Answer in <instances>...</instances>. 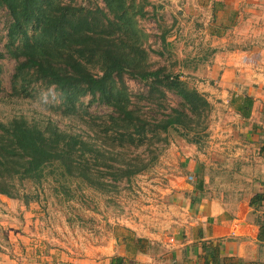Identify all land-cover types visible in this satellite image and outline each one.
I'll list each match as a JSON object with an SVG mask.
<instances>
[{"label": "rangeland", "instance_id": "1", "mask_svg": "<svg viewBox=\"0 0 264 264\" xmlns=\"http://www.w3.org/2000/svg\"><path fill=\"white\" fill-rule=\"evenodd\" d=\"M224 1L38 0L32 20L19 28L8 6L0 3L3 125L22 118L30 126L49 125L87 142L103 141L106 148L120 143L111 132L113 107L98 92L85 90L82 82L65 90L34 66L18 68L38 49L50 48V63L55 52L78 55L82 69L96 76L113 59L122 60L123 68L111 75L107 86L110 93L119 92L143 111L149 109L142 94L148 88L139 77L142 70L178 75L207 103L195 117L198 131L191 133V139L169 128L159 137L142 136L140 144V139L133 144L125 141L126 153L140 156L146 166L117 181L105 175L109 191L69 175L58 161L46 164L39 178L14 177L16 197L0 194V264L112 261L121 244L130 249L135 244L134 232L144 240L137 246L156 252V244L164 246L182 226L192 197L248 193L259 155L253 152L254 145L247 158L237 148L258 125L248 118L245 107L238 112L246 93L244 88L241 93L239 88L233 90L229 83L236 86L243 79L239 71L227 75L225 62L264 50V14L250 3ZM19 2L13 4L20 20L29 12ZM44 14L52 15L54 30L61 24L72 36L47 42L40 33ZM251 85L256 87V81ZM155 92L160 106L181 100L171 91L164 97ZM90 160L85 166L107 172L101 160ZM198 182L201 188L195 187Z\"/></svg>", "mask_w": 264, "mask_h": 264}, {"label": "trees", "instance_id": "2", "mask_svg": "<svg viewBox=\"0 0 264 264\" xmlns=\"http://www.w3.org/2000/svg\"><path fill=\"white\" fill-rule=\"evenodd\" d=\"M36 1L38 0H20L18 6H23L25 13L26 10L29 12L28 16L20 20L18 19L19 16L16 15L17 6L13 4L15 0L14 2L12 0H0V3L8 6L13 24L19 28L23 23L32 20ZM44 15L40 33L47 38V42L50 43V38L63 41L67 35L72 36L68 34L69 28H65L61 24L56 26V30H54L55 26L50 21L52 15ZM121 61L120 59H113L111 64L105 65L102 74L96 76L82 69L83 64L78 60V55L74 57L71 54L66 57L55 52L50 63V48H48L44 52H39V49L34 50L25 61L18 64L20 69L36 67L42 71V75L49 77L50 82L65 90H69L71 86L75 88L82 82L86 85L85 90L92 91V93L98 92L100 98L108 106L113 107L115 115L110 117L112 127V131H110L114 139L117 137L120 143L118 142L112 149L106 148L107 145L103 141H99V143L87 142L76 135L58 131L56 127L50 128L49 125L43 128L30 126L22 118L12 119L4 125L0 123V194L15 198L17 188L13 181L14 177L30 174L39 178L43 167L54 161H58L69 175L81 177L100 186L103 190L109 191L110 188H107L106 185L110 183L103 180L105 175H113L114 181H117L122 177L128 178L146 166L145 160L140 156L130 157L126 153V142L133 144L135 139H140L138 142L140 144L142 136L151 133L159 137V133L166 132L169 128L186 139H191V133L198 131L195 117L201 115L202 108L207 105L206 101L195 90L187 89L178 75L169 72L164 73L160 69L142 70L139 77L148 83V88L142 91V94L146 97L149 109L143 111V107L139 106L137 102H129L119 92L110 93V88L107 86L108 80L114 72H120L123 68L120 66ZM155 91H159L162 97L166 92L171 91L181 100L174 106L169 104L160 106V103L153 98V95L156 94ZM250 103L251 100L245 98L242 107L248 110ZM158 106L163 109L161 112ZM116 133L117 136L114 135ZM90 157L93 161L101 160L107 172L102 168L85 166ZM195 187L201 188V182L196 183ZM254 198L263 199L264 195L258 194ZM251 202H253V198ZM140 240V238H135L136 246ZM110 264L126 263L121 256H116L112 258Z\"/></svg>", "mask_w": 264, "mask_h": 264}, {"label": "crops", "instance_id": "3", "mask_svg": "<svg viewBox=\"0 0 264 264\" xmlns=\"http://www.w3.org/2000/svg\"><path fill=\"white\" fill-rule=\"evenodd\" d=\"M224 3L245 6L250 3L264 14L263 0H225ZM225 63L227 75L240 72L241 83L229 85L233 90L239 88L240 93L244 88L243 101L245 98L251 100L246 115L258 125L245 134L246 142L237 148V153L247 158L251 153L250 146L254 145L253 152L260 157L255 159L258 163L249 191L232 198L219 193L192 197L182 226L164 246L156 244L158 251L135 245L130 249L126 243L121 244L116 255L126 264H264V198H254L258 194L264 195V50H252L240 58L229 57ZM253 81H256V87H252ZM238 112L242 113V105ZM133 235L141 237L138 232ZM110 262L94 261L93 264Z\"/></svg>", "mask_w": 264, "mask_h": 264}, {"label": "built area", "instance_id": "4", "mask_svg": "<svg viewBox=\"0 0 264 264\" xmlns=\"http://www.w3.org/2000/svg\"><path fill=\"white\" fill-rule=\"evenodd\" d=\"M263 94H264V90H263Z\"/></svg>", "mask_w": 264, "mask_h": 264}]
</instances>
